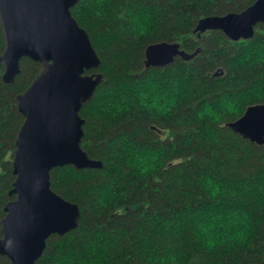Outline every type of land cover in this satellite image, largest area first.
I'll list each match as a JSON object with an SVG mask.
<instances>
[{
	"label": "trees",
	"instance_id": "trees-1",
	"mask_svg": "<svg viewBox=\"0 0 264 264\" xmlns=\"http://www.w3.org/2000/svg\"><path fill=\"white\" fill-rule=\"evenodd\" d=\"M255 1L80 0L72 8L102 59L103 80L80 113L82 147L104 165L51 170L52 189L82 216L76 229L49 237L36 264H264V146L226 125L264 103V24L238 41L195 30L202 17ZM160 41L181 43L189 57L145 69L146 48ZM40 69L22 58L5 86L0 63V228L15 198L16 95ZM0 264L11 262L0 255Z\"/></svg>",
	"mask_w": 264,
	"mask_h": 264
},
{
	"label": "water",
	"instance_id": "water-1",
	"mask_svg": "<svg viewBox=\"0 0 264 264\" xmlns=\"http://www.w3.org/2000/svg\"><path fill=\"white\" fill-rule=\"evenodd\" d=\"M79 1L0 0L3 84L15 83L22 58L41 64L36 77L16 95L23 122L12 157L10 194L15 198L4 206L0 228V255L11 264H36L50 236L78 227L81 208L52 189L51 170L104 165L82 147L86 121L80 112L93 99L103 74L95 71L102 59L88 31L72 13ZM259 24H264V0H256L241 12L202 17L195 30H220L238 41L253 38ZM187 54L179 42L152 43L146 48L145 69L167 66ZM226 125L264 146V103L249 105Z\"/></svg>",
	"mask_w": 264,
	"mask_h": 264
},
{
	"label": "rangeland",
	"instance_id": "rangeland-1",
	"mask_svg": "<svg viewBox=\"0 0 264 264\" xmlns=\"http://www.w3.org/2000/svg\"><path fill=\"white\" fill-rule=\"evenodd\" d=\"M181 44V43H180ZM162 67H164V66H162ZM156 78H157V76H156ZM150 85L152 86L153 85V83H150Z\"/></svg>",
	"mask_w": 264,
	"mask_h": 264
}]
</instances>
